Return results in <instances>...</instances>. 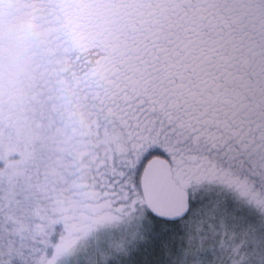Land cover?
I'll return each instance as SVG.
<instances>
[{
	"label": "snow or ice",
	"instance_id": "1",
	"mask_svg": "<svg viewBox=\"0 0 264 264\" xmlns=\"http://www.w3.org/2000/svg\"><path fill=\"white\" fill-rule=\"evenodd\" d=\"M0 264H264V0H0Z\"/></svg>",
	"mask_w": 264,
	"mask_h": 264
}]
</instances>
